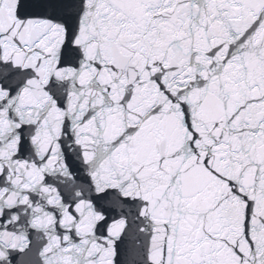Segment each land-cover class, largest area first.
Masks as SVG:
<instances>
[{
    "label": "snow or ice",
    "instance_id": "6c2138e0",
    "mask_svg": "<svg viewBox=\"0 0 264 264\" xmlns=\"http://www.w3.org/2000/svg\"><path fill=\"white\" fill-rule=\"evenodd\" d=\"M0 264H264V0H0Z\"/></svg>",
    "mask_w": 264,
    "mask_h": 264
}]
</instances>
